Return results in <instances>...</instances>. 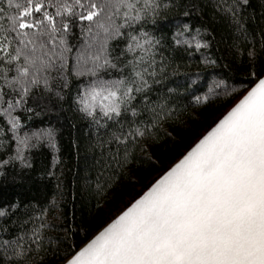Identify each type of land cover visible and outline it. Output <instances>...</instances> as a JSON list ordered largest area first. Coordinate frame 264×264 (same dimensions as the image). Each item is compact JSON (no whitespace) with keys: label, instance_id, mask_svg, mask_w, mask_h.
<instances>
[{"label":"snow or ice","instance_id":"6c2138e0","mask_svg":"<svg viewBox=\"0 0 264 264\" xmlns=\"http://www.w3.org/2000/svg\"><path fill=\"white\" fill-rule=\"evenodd\" d=\"M196 57L211 79L193 95ZM185 97L222 110L79 242L55 198L9 191L34 154L56 159L57 130L33 122L66 113L86 125L72 147L100 212L138 154L172 138ZM54 167L37 175L60 186ZM0 264H264V0H0Z\"/></svg>","mask_w":264,"mask_h":264},{"label":"trees","instance_id":"16d2710c","mask_svg":"<svg viewBox=\"0 0 264 264\" xmlns=\"http://www.w3.org/2000/svg\"><path fill=\"white\" fill-rule=\"evenodd\" d=\"M157 26H162V30H166L171 27V24L169 21L161 20ZM196 60L198 57L193 59L190 67L186 66L183 69L184 72H191L192 74L201 73V79L193 84V95L206 90L207 82L211 79L206 72L197 67ZM169 86L178 88V86L186 87L187 84L183 75H176L170 79ZM222 100L223 97L219 100L214 99L213 103H209L207 107L195 105L185 107L186 104L191 103V98L185 97V100L178 105L184 110L178 123L172 129V138L165 140L157 149H154L151 159L138 154V159L133 160L131 168L126 173L119 175L114 191L107 198V204H102L101 211L98 213L95 211L97 201L94 189L91 194H84L81 190L85 181L94 180L95 175L85 166L83 153L78 155L72 147L74 136L83 142L82 130L86 125L77 123L75 131H73L69 122L70 118L66 113L53 112L47 114L42 119L35 120L33 124L34 126H42L43 122H47L57 130L55 137L57 142L56 159H53L52 150L47 148L34 154L32 173L26 178L28 182L12 186L9 191L14 192L21 200L31 199L40 203L55 198L61 209L71 214L73 223L80 229L74 236V239L79 242L85 229L91 233L94 223L103 221L126 198L133 197L137 188L142 189L160 172L161 168L174 160L181 151L193 142L222 110ZM53 164H55L54 171L59 174L60 186L57 185L56 178H48L47 176L40 178L37 175L38 172L45 171ZM157 164L160 167H156ZM90 214H94L92 220H89Z\"/></svg>","mask_w":264,"mask_h":264},{"label":"rangeland","instance_id":"374dc122","mask_svg":"<svg viewBox=\"0 0 264 264\" xmlns=\"http://www.w3.org/2000/svg\"><path fill=\"white\" fill-rule=\"evenodd\" d=\"M141 191V189H139V188H137L135 191H134V196L138 193V192H140ZM133 196V197H134ZM132 198V197H131ZM131 198H126L124 201H123V203H126L128 200H130ZM121 206V205H120Z\"/></svg>","mask_w":264,"mask_h":264}]
</instances>
